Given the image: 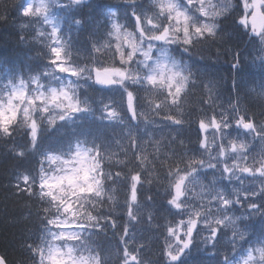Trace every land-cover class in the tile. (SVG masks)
Returning <instances> with one entry per match:
<instances>
[{
    "label": "snow or ice",
    "instance_id": "obj_1",
    "mask_svg": "<svg viewBox=\"0 0 264 264\" xmlns=\"http://www.w3.org/2000/svg\"><path fill=\"white\" fill-rule=\"evenodd\" d=\"M122 2L83 45L64 21L78 30L82 20L67 14L89 0L14 5L24 18L21 43L30 29L31 43L42 46L29 60L43 61L0 72V142L18 160L31 158L14 194L37 202L40 222L22 245L25 264H109V228L119 237L118 264H190L194 250L219 257L213 264H264V231L253 239L245 223L259 217L264 226V82L245 99L233 80L236 95L223 102L225 80L191 63L215 47L232 57L233 70L241 57L264 68V0ZM237 33L247 37L243 48L232 43ZM195 91L194 112L186 104ZM85 118L122 126V139L83 135L43 145ZM186 129L195 135H181ZM144 211L155 230L147 247L131 231ZM142 250L152 251L150 262Z\"/></svg>",
    "mask_w": 264,
    "mask_h": 264
},
{
    "label": "trees",
    "instance_id": "obj_2",
    "mask_svg": "<svg viewBox=\"0 0 264 264\" xmlns=\"http://www.w3.org/2000/svg\"><path fill=\"white\" fill-rule=\"evenodd\" d=\"M18 0H0V15L8 17V22L0 21V72L5 70L25 71L30 65L31 69L35 70L41 66L43 61L38 59L29 60V57L36 56V49L38 45L31 43V30L24 29L23 32L29 35L27 43H21V28L19 27L22 19L17 13L14 5ZM124 4L122 0H95L93 3L85 6L79 11L68 13V17H75L82 20V25L77 30L75 23H71L69 29L70 19H65L64 28L66 33L70 30L73 40L77 44H86L87 37L90 33L96 32L104 23L106 14L109 9H123ZM101 14V21L97 16ZM94 23H92L91 21ZM225 28L232 29L233 25L231 20L225 23ZM67 35L65 36V39ZM247 37L236 34L235 39L232 41L237 47H244V41ZM246 61L241 57V63L238 70L233 71L232 57L221 49L220 54H217L215 47L208 48L203 53V59L194 57L191 61L200 71L207 73L211 76L223 78L225 85L222 93V101L226 102L229 94L233 97L236 95L233 92V80H235L240 89V94L247 99V89L254 87L258 83L264 82V68L255 70L252 66L246 65ZM210 72V73H209ZM226 73V74H225ZM104 96L107 99V93ZM201 93L199 91L193 92L186 104V108L196 111L199 107ZM218 101V103L222 102ZM251 108L255 109L254 101H249ZM96 108H100L96 105ZM119 125H107L95 119L85 118L83 123L74 125L72 128H65L64 134L60 135L52 132L45 136L43 145L60 144L73 136H100L107 139H112L116 136L122 139V135L118 133ZM73 128L75 131H73ZM118 133V134H117ZM186 137L194 136V129H186L182 134ZM167 143V141H165ZM22 146V142H18L17 147ZM4 143L0 142V255L5 256L8 264H25L24 256L22 254V245L29 237H34L38 234L40 222L36 216L37 202L29 201L26 197L16 195L15 185L18 182L17 177L25 171H32L31 158L29 160H18L11 152L8 151ZM22 184V181H20ZM143 199V197H142ZM147 207V205H146ZM163 204H159L156 209L157 212L162 211ZM127 217L122 212L116 215L117 229L120 233L123 232V225ZM156 222H160L158 218L154 217ZM248 231L252 234L253 239L258 238L261 232L264 231V226L261 224L259 217L245 222ZM131 231L136 234L138 241H144L147 247L149 238L154 235V229L149 226L147 219V212H142L139 222H133ZM104 251L109 257V264H118V259L115 251L119 244V237L113 236L111 228H109L108 237L103 238ZM134 246V245H131ZM151 247L154 249L156 243L153 240ZM203 247V245L201 246ZM143 259L151 261L153 253L150 250H142ZM205 251H193L192 255L188 257L190 264H213L215 259Z\"/></svg>",
    "mask_w": 264,
    "mask_h": 264
},
{
    "label": "rangeland",
    "instance_id": "obj_3",
    "mask_svg": "<svg viewBox=\"0 0 264 264\" xmlns=\"http://www.w3.org/2000/svg\"><path fill=\"white\" fill-rule=\"evenodd\" d=\"M98 18H99V20L98 19H96V21H101V14L99 15V16H97ZM91 21V20H90ZM92 22V21H91ZM93 23V22H92ZM94 24V23H93ZM99 110H100V108H98L97 109V114H99Z\"/></svg>",
    "mask_w": 264,
    "mask_h": 264
},
{
    "label": "bare ground",
    "instance_id": "obj_4",
    "mask_svg": "<svg viewBox=\"0 0 264 264\" xmlns=\"http://www.w3.org/2000/svg\"><path fill=\"white\" fill-rule=\"evenodd\" d=\"M246 65H247V66L249 65L250 67L252 66V64H251L249 61H246ZM209 73H210V72H209ZM225 74H226V73H225Z\"/></svg>",
    "mask_w": 264,
    "mask_h": 264
},
{
    "label": "water",
    "instance_id": "obj_5",
    "mask_svg": "<svg viewBox=\"0 0 264 264\" xmlns=\"http://www.w3.org/2000/svg\"><path fill=\"white\" fill-rule=\"evenodd\" d=\"M92 1V0H89V2Z\"/></svg>",
    "mask_w": 264,
    "mask_h": 264
}]
</instances>
